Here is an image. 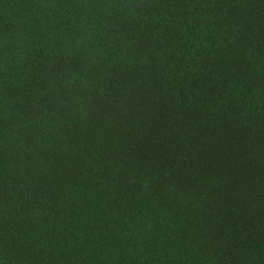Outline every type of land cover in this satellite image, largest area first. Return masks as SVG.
Segmentation results:
<instances>
[{
  "label": "trees",
  "instance_id": "1",
  "mask_svg": "<svg viewBox=\"0 0 264 264\" xmlns=\"http://www.w3.org/2000/svg\"><path fill=\"white\" fill-rule=\"evenodd\" d=\"M0 264H264V0H0Z\"/></svg>",
  "mask_w": 264,
  "mask_h": 264
}]
</instances>
